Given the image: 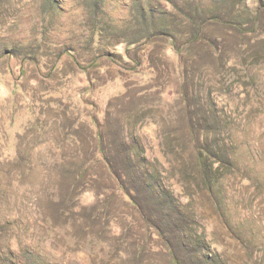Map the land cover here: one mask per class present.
Masks as SVG:
<instances>
[{
  "label": "rangeland",
  "instance_id": "374dc122",
  "mask_svg": "<svg viewBox=\"0 0 264 264\" xmlns=\"http://www.w3.org/2000/svg\"><path fill=\"white\" fill-rule=\"evenodd\" d=\"M0 264H264V0H0Z\"/></svg>",
  "mask_w": 264,
  "mask_h": 264
},
{
  "label": "trees",
  "instance_id": "16d2710c",
  "mask_svg": "<svg viewBox=\"0 0 264 264\" xmlns=\"http://www.w3.org/2000/svg\"><path fill=\"white\" fill-rule=\"evenodd\" d=\"M130 151L138 153L137 148H135L134 146H131ZM82 152L84 153L83 157L86 161V167H85L86 169L82 168L81 172L90 170L91 167L89 166V164H91L92 162H98V159L96 158L97 148L95 146L88 153H86L85 150H83ZM103 158L105 160L106 167L117 178H119L120 174H123L124 176H128V177H131L132 179L140 180V181L144 178H146V180L149 181V178H147V177L152 178L151 176H149L150 173L146 167V164H144V161H140L138 158H135V161H132L131 158H129L128 156H125L126 161H125V163H123L120 166L119 169L116 168V166H115V164L111 158H108L105 156H103ZM141 170H143L144 173L141 174ZM145 175H146V177H145ZM132 179H129L130 181L128 182L129 185L131 184L132 188L130 186H128L129 189H127L123 184H121L119 186V188L123 189L128 194V196L130 197V199L133 203L138 204L136 197L134 198L133 195L131 194V189H133L134 191H139V189H141V186L137 185L136 182L132 183L131 182ZM150 181L151 182L147 186L148 189L154 188V184H155V187H159L158 184L155 182V179L150 180Z\"/></svg>",
  "mask_w": 264,
  "mask_h": 264
},
{
  "label": "clouds",
  "instance_id": "9594fccd",
  "mask_svg": "<svg viewBox=\"0 0 264 264\" xmlns=\"http://www.w3.org/2000/svg\"><path fill=\"white\" fill-rule=\"evenodd\" d=\"M53 143H54V141H53ZM57 151H58V149H57ZM45 152H47V150H45ZM43 178H45L44 174H39V175L37 176V179H38V180L43 179Z\"/></svg>",
  "mask_w": 264,
  "mask_h": 264
}]
</instances>
